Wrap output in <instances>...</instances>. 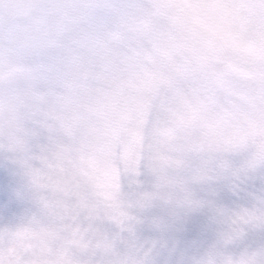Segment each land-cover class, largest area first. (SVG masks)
Listing matches in <instances>:
<instances>
[{
    "label": "clouds",
    "instance_id": "9594fccd",
    "mask_svg": "<svg viewBox=\"0 0 264 264\" xmlns=\"http://www.w3.org/2000/svg\"><path fill=\"white\" fill-rule=\"evenodd\" d=\"M0 264H264V0H0Z\"/></svg>",
    "mask_w": 264,
    "mask_h": 264
}]
</instances>
